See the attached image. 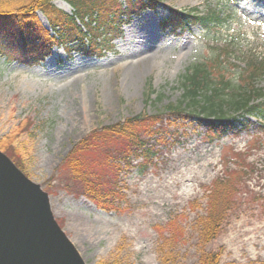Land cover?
Listing matches in <instances>:
<instances>
[{"label": "rangeland", "instance_id": "obj_1", "mask_svg": "<svg viewBox=\"0 0 264 264\" xmlns=\"http://www.w3.org/2000/svg\"><path fill=\"white\" fill-rule=\"evenodd\" d=\"M115 1L102 0L96 9L115 11ZM124 1L119 0L121 7ZM146 3L142 11L125 12L119 33L108 37L106 46L97 36L101 56L53 48L44 62L30 66L0 55V151L47 195L54 220L85 264H196L201 250L196 219L208 204L216 211L220 201L211 197L213 183L227 177L240 185L230 210L221 217L215 212L221 229L204 249L217 250L219 264H264V135L235 129L209 137L197 112L176 115L165 108L181 99L185 68L225 43L197 26L162 27L165 19L192 7L228 12L233 21L225 29L238 41L230 66H242L236 60L241 52L251 53V61L264 54V0ZM52 4L70 13L64 1ZM38 15L41 27L48 28ZM37 34L45 35L40 27ZM149 39L151 65L130 84L124 66L141 57ZM232 69L226 70L231 79ZM240 81L236 77L234 87ZM253 86L264 87V79ZM136 135L150 138L154 154L117 175L115 159ZM233 162L243 166L238 165L239 180ZM84 174L116 184L114 210H102L81 194ZM168 220L178 243L169 237L164 245L158 227Z\"/></svg>", "mask_w": 264, "mask_h": 264}, {"label": "trees", "instance_id": "obj_2", "mask_svg": "<svg viewBox=\"0 0 264 264\" xmlns=\"http://www.w3.org/2000/svg\"><path fill=\"white\" fill-rule=\"evenodd\" d=\"M21 1L23 2L19 3ZM62 1L69 5L70 13L56 8L52 0H0V55L30 66L43 62L54 47L63 48L69 53L81 51L85 54L101 56L102 52L99 50L101 51L102 48L98 46L97 36L100 35L103 39V47L106 46L108 37L119 33V25L123 21L125 12H137V7L144 5L142 2L137 3L136 0H128L124 7H121L117 0L118 7L115 11L108 10L101 13L96 8L102 0ZM111 2L115 4L116 1L111 0ZM38 12L46 17L51 31L41 27ZM78 15L81 17L78 18ZM228 20L229 23L233 21L230 20V13L223 10L207 9L206 13H198L194 8L186 14L174 15L164 20V28L186 30L197 26L211 38L222 37L225 43L224 47L213 49L208 58L190 63L185 68L179 77L181 99L175 104L166 105V112L176 115H181L183 112L188 114L197 112V115L201 116L198 119L199 125L209 137L235 129L236 133L251 129L257 134L264 135V87L253 86L255 80L264 79V54H256L251 61L248 59L252 57L251 53L246 57L247 53L241 52V57L236 60L242 66L234 63L230 66L233 50L238 49L236 43L238 41L233 37L230 29H225ZM39 27L43 29L45 35L37 34ZM13 39L17 42L12 47H3L1 44ZM228 66L233 68L232 72L235 74L233 79L229 78L231 74L227 75ZM225 75L227 76L223 77ZM238 76L242 81L241 86L234 87L239 83L234 82ZM148 140L150 138L143 139L139 135L128 138L123 150L115 159L113 169L117 175L122 171L130 170L135 160H145V163L149 161L148 158L154 153L151 150L152 146L147 145ZM240 155L242 154H236L235 159H240ZM242 160L246 161V157ZM232 164L236 168L233 174L239 180L237 174L240 164L237 162ZM243 164L247 165L245 162ZM140 165H143V162ZM240 166L243 169V166ZM82 181L84 183L82 195L102 210L115 209L116 199L119 198V189L115 188V183L114 187L109 186L111 183L106 186L86 174ZM213 184L211 197L218 199L220 203L217 204L216 211L209 209L208 204L196 219L199 227L198 243L201 246L196 264H219L217 250L206 251L204 247L215 239L221 229V219H216L215 212L221 217L222 212L230 210L233 204L232 196L240 185L238 181L229 177ZM171 226L172 222L168 220L165 227H158L159 238L164 245L169 237H173L172 244L178 243L174 238V231L171 234ZM110 264L117 263L110 262Z\"/></svg>", "mask_w": 264, "mask_h": 264}, {"label": "water", "instance_id": "obj_3", "mask_svg": "<svg viewBox=\"0 0 264 264\" xmlns=\"http://www.w3.org/2000/svg\"><path fill=\"white\" fill-rule=\"evenodd\" d=\"M0 264H85L48 197L0 151Z\"/></svg>", "mask_w": 264, "mask_h": 264}, {"label": "bare ground", "instance_id": "obj_4", "mask_svg": "<svg viewBox=\"0 0 264 264\" xmlns=\"http://www.w3.org/2000/svg\"><path fill=\"white\" fill-rule=\"evenodd\" d=\"M148 31H150V28L148 29ZM153 45L154 41L152 39H149L144 44V48L146 49L143 51L141 57L137 61H134L133 63L124 66L123 71L125 70L126 72L125 80H128L130 84L134 82L138 74H140L143 70H146V68L151 65V51Z\"/></svg>", "mask_w": 264, "mask_h": 264}]
</instances>
